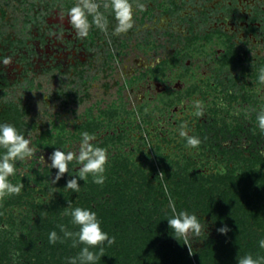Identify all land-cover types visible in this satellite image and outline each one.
I'll return each instance as SVG.
<instances>
[{
	"label": "rangeland",
	"instance_id": "obj_1",
	"mask_svg": "<svg viewBox=\"0 0 264 264\" xmlns=\"http://www.w3.org/2000/svg\"><path fill=\"white\" fill-rule=\"evenodd\" d=\"M97 2L102 6L105 0ZM138 2L145 8L140 11L134 7V27L127 33L112 34L116 23L114 15L111 9L103 8L100 11L108 14L107 32L93 25L89 31H93L92 36L78 38L67 20V12L76 0H0V109L9 102L27 108L25 119L33 127L26 138L31 139L30 146L36 151L37 161L40 162L39 157L43 155L46 164H50L48 157L53 152L52 146L65 152L72 150L79 146L81 133L100 124L101 132L108 128L116 130L117 137L124 132L118 145L128 142L125 150L141 143L144 149L160 145L166 154L181 148L192 161L202 165L200 170H206L216 157L217 151L211 146V142L216 140L214 133H206V139L198 136L201 141L199 147L190 148L186 146V138L180 136V131L183 129L194 136L200 131L199 125L205 122H210L211 128L216 130L224 121L232 122L233 128L237 120H246L249 125V115L246 118L242 116L245 107L250 108L243 94L247 92V98L255 92L264 94V85L251 83L252 75L264 68L260 60L264 58V0ZM165 7L175 14L165 12ZM151 8L155 12L153 20L142 25L144 13ZM243 15L245 19L241 18ZM61 16L65 17L63 21ZM254 17L258 19L257 34L246 31ZM91 19L89 16V21ZM216 26L237 33L235 40L239 43L252 39L245 45L250 52L246 53L243 48L241 51L245 52L246 58L236 66L231 55L222 56L226 50L224 42L216 44V41L208 42L209 39L186 38L192 27L194 32L203 35ZM167 29H172L175 36L166 35ZM148 31L152 34L147 35ZM202 43L206 45L202 46ZM183 46L186 50L177 57L180 59L177 65L166 63L161 68L145 72L162 59L170 60L176 47ZM5 57L11 58V64L6 66L2 63ZM139 70H143L140 76ZM164 70H172L165 77L171 78L168 82L158 79L165 76ZM219 70L223 72L219 74ZM233 75H238L241 88L234 86L227 93L228 77ZM133 76L137 77L131 79L129 87L118 90L126 79ZM217 76L227 79V86H214ZM232 90H237L239 95L231 96ZM117 98L118 103L112 105ZM196 100L203 102L202 117L192 114ZM99 108L109 110L114 120L112 125L108 127L96 120L81 126L86 116L100 113L105 118L109 116ZM56 118L57 124L65 122L52 128L50 121ZM41 134L50 143V148H40L35 144ZM102 136L99 134L95 138ZM232 141L228 139L224 143L231 144ZM242 145L249 146L248 136L242 137ZM5 151L0 150V156ZM31 159L17 161L16 172H29L26 165L31 163ZM38 166L39 163L34 164L33 168ZM34 180L35 177H25V181L32 185ZM25 181L14 184L24 185ZM14 210L16 215L21 211L19 207ZM207 229L210 230L209 227ZM202 240L193 244L199 247Z\"/></svg>",
	"mask_w": 264,
	"mask_h": 264
},
{
	"label": "trees",
	"instance_id": "obj_2",
	"mask_svg": "<svg viewBox=\"0 0 264 264\" xmlns=\"http://www.w3.org/2000/svg\"><path fill=\"white\" fill-rule=\"evenodd\" d=\"M100 10H103L102 6ZM164 11L175 14L167 7ZM102 12L107 17L108 14ZM154 14L153 8L145 12L141 19L142 25L152 21ZM241 18L245 19V15ZM257 21L256 17L251 18L246 31L257 34ZM164 33L169 37L176 34L172 29ZM150 34L152 32L148 31L147 35ZM236 34L228 32L223 26H216L200 35L192 27L191 34L186 38L209 39L208 42L216 41V44L224 42L226 50L222 56L231 55V61L236 66L246 58L245 52H250V48H245V45L252 41L248 38L239 43L235 40ZM92 35L93 31L88 34V38ZM90 41L93 42L92 39ZM204 43L202 46L206 45ZM122 44H125L124 40ZM176 48L170 60L162 59L155 66L145 69V72L161 68L166 63L177 65L180 61L177 57L185 53L186 46ZM243 48L245 52L241 51ZM260 60L264 65V58ZM169 71L164 70L165 76H159L158 79L168 82L171 78L165 77ZM222 72L219 70V74ZM142 73L143 70H139L138 76ZM136 77L126 79L118 90L129 87L131 79ZM258 77L259 72L252 75L251 83L260 84ZM228 78L227 93L234 86L241 88L238 75ZM216 80L214 86H227V79L217 76ZM245 94L243 98L248 99L250 108L245 107L242 116L246 118L249 115V125L246 120H237L234 128L232 122L224 121L218 130L211 128L210 122L199 125L200 131L194 136H204L206 139V133L209 135L211 131L216 139L211 142L217 151L216 157L206 170H200L202 165L192 161L181 148L166 154L160 145L144 149L141 143L125 150L128 142L118 145L124 132L118 137L116 130L108 128L101 132L100 124L89 128L87 132L94 137L103 134L92 141L94 146L107 149L106 179L102 185L94 183L93 177L89 175L86 182L78 180L79 193L65 190L67 181L76 178L81 167L76 162L69 164V173L52 185L51 180L57 170L37 161L34 155L31 163L26 165L29 172H16L9 177L14 184L25 181L28 175L35 177L34 184L25 181L19 195L6 197L0 204V264H69L73 258H77L79 264L78 257L85 245L77 243L73 247V239L64 238L60 229L63 225L70 232L79 231V227L72 223V218L64 215V209L69 204L72 208L95 211L102 230L108 233L109 238L115 237L114 244L105 242L102 245L104 255L96 264H238V258L246 255L264 264V248L259 245V241L264 239V132L259 129L256 119L257 114L264 109V94L255 92L249 98ZM238 95L237 90H232L231 96ZM116 103L118 98L112 105ZM101 110L109 111L99 108ZM27 113V108L9 102L0 109V123L12 124L26 138L33 127L25 119ZM108 115L106 118L101 113L86 116L81 126L97 120L110 127L114 120ZM57 121V118L50 121L52 128L65 122L57 124ZM243 136H248V147L242 145ZM44 137V134L38 136L35 144L40 148H50V143ZM228 139H233L231 144L224 143ZM144 144L147 145V142L144 141ZM51 148L56 150V146ZM37 163L39 166L33 168ZM212 169L215 172L212 173ZM161 172L163 176H159ZM169 194L177 212L196 214L205 227L199 236H190L187 241L190 246L193 245L191 255L186 241L183 238L177 240L169 228L167 219L173 215L169 208ZM16 207L21 209L18 215L14 210ZM224 226L230 230L227 234L219 233L217 229ZM52 231L61 238L55 244L49 243ZM198 240H202V244L196 247L193 243ZM90 251L99 254V247L90 248Z\"/></svg>",
	"mask_w": 264,
	"mask_h": 264
},
{
	"label": "clouds",
	"instance_id": "obj_3",
	"mask_svg": "<svg viewBox=\"0 0 264 264\" xmlns=\"http://www.w3.org/2000/svg\"><path fill=\"white\" fill-rule=\"evenodd\" d=\"M104 9H111L114 19L116 21L113 28V35H120L127 33L134 27V7L143 11L145 5L139 3L138 0H105L103 3ZM101 4L97 0H76V3L68 10L67 20L71 28L75 31L78 38H85L88 36L93 25L98 29L107 32L108 21L104 13L100 11ZM89 16L92 17L89 21ZM64 16L60 17L63 21ZM4 65L11 64V58L5 57L2 61ZM258 82L264 85V68L260 69ZM195 111L192 113L195 116L202 117L203 102L196 100L193 103ZM257 124L261 132H264V109L257 114ZM180 136L186 138V146L190 148H198L201 141L196 136L189 135L183 129L180 131ZM95 139L93 135L88 132L81 134L79 146H74L72 150L67 152L61 151L58 148L54 150L48 157L51 161L46 164L45 157H39L40 162L47 167L57 170L55 177L51 180L52 185L56 184L65 173H69V164L76 162L81 165L78 170L76 178L69 179L64 187L65 190L79 193L80 184L78 180L87 181L88 176L93 177V182L102 185L105 182V170L108 162L107 149L94 146L92 141ZM31 139L18 132V130L9 123H0V148L6 151L0 156V201L12 195H19L24 188L23 183L13 184L9 177L16 174V162L31 159L35 154V149L31 146ZM161 172L159 176H163ZM58 190V189H57ZM167 186L165 192L167 193ZM169 208L173 215L167 219L169 228L172 230L174 237L179 240L183 238L189 248V254H192V248L187 243L190 236H199L202 231H205L196 214H189L186 211L177 212L176 205L172 200L171 195H168ZM64 215L72 218V223L79 227V231L70 232L63 225L60 226L64 238L73 239V247L77 243L85 245L79 254V264H96V261L104 255V248L102 245L107 242L108 245L115 243V237L109 238L108 233L104 232L101 227V222L97 218L95 211L75 207L72 208L69 204L64 209ZM230 229L227 226L217 229L221 234H227ZM61 238L55 231L49 234V243L55 244ZM261 248H264V239L259 241ZM99 247V254L90 251V248ZM69 264H77V258L69 261ZM238 264H261L260 260L254 259L251 255H246L238 258Z\"/></svg>",
	"mask_w": 264,
	"mask_h": 264
}]
</instances>
